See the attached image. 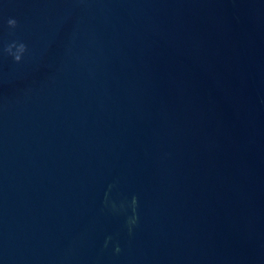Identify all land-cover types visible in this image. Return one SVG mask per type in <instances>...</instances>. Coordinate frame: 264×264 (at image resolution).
Returning <instances> with one entry per match:
<instances>
[{
	"label": "water",
	"instance_id": "1",
	"mask_svg": "<svg viewBox=\"0 0 264 264\" xmlns=\"http://www.w3.org/2000/svg\"><path fill=\"white\" fill-rule=\"evenodd\" d=\"M0 264H264V0H0Z\"/></svg>",
	"mask_w": 264,
	"mask_h": 264
},
{
	"label": "clouds",
	"instance_id": "2",
	"mask_svg": "<svg viewBox=\"0 0 264 264\" xmlns=\"http://www.w3.org/2000/svg\"><path fill=\"white\" fill-rule=\"evenodd\" d=\"M7 24H8V27L10 29H15L17 26H18V22L16 19H12L10 18L8 21H7ZM4 53L8 56H11L14 63L16 64H20L22 63L23 61V58L25 56V54L27 53L28 51V48H27V45L23 42H12L10 44H8L5 48H4ZM111 187V186H110ZM105 204L106 206L108 205V200H107V197L105 199ZM131 206L133 208V211L135 209V206H136V198L133 197L132 201H131ZM110 207L112 208L113 211H116L117 208H116V204L115 203H112L110 205ZM120 209H124V204L122 203L120 205ZM137 223V217L135 215H133L131 218H129V220L127 221V228H128V233L129 235L132 234V230L133 228L135 227ZM111 237H108L105 241V247L108 246V243L111 241ZM120 247L117 245L114 249L115 253L116 254H119L120 252Z\"/></svg>",
	"mask_w": 264,
	"mask_h": 264
}]
</instances>
